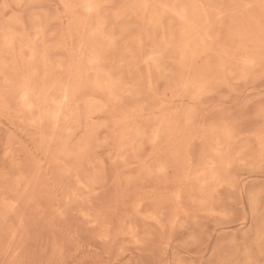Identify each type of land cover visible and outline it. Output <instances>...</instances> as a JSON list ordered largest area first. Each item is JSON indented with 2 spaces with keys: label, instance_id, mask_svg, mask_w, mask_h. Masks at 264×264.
<instances>
[{
  "label": "rangeland",
  "instance_id": "1",
  "mask_svg": "<svg viewBox=\"0 0 264 264\" xmlns=\"http://www.w3.org/2000/svg\"><path fill=\"white\" fill-rule=\"evenodd\" d=\"M0 264H264V0H0Z\"/></svg>",
  "mask_w": 264,
  "mask_h": 264
}]
</instances>
